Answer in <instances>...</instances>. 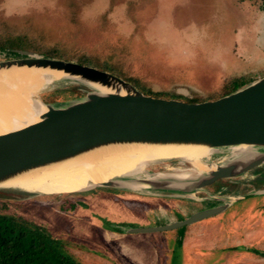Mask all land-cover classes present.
Wrapping results in <instances>:
<instances>
[{
	"label": "rangeland",
	"instance_id": "obj_1",
	"mask_svg": "<svg viewBox=\"0 0 264 264\" xmlns=\"http://www.w3.org/2000/svg\"><path fill=\"white\" fill-rule=\"evenodd\" d=\"M260 3L261 0H0V36H27L41 52L56 48L69 61L87 58L97 66L107 62L120 69L124 78H140L143 87L178 98L203 99L220 93L230 80L242 77L250 81L264 75V53L256 40L257 23L264 26ZM79 84L52 82L34 97L43 104L44 95L55 88ZM79 90L82 95L69 100L84 97L93 88ZM172 168L193 167L177 161L145 166V170L153 172ZM193 173L199 175L196 169ZM262 176L264 165L246 173L235 185L227 181L222 184L230 190L241 188L242 195H246L264 189L263 181L253 183ZM160 193L99 188L56 195L0 189V211L42 224L81 264L139 263L144 253L149 254L145 252L146 242L158 249V264L255 263L251 250L208 254L192 246L209 244L214 236L241 238L243 227L264 218V194L236 201L229 211L188 226L129 233L136 243L125 249L130 262H123L103 239L102 231L110 225H168L208 204L200 201L202 192L195 198L160 197ZM237 196L239 193L230 198ZM200 232L205 234L197 237ZM257 262L264 264L263 254L257 256Z\"/></svg>",
	"mask_w": 264,
	"mask_h": 264
},
{
	"label": "water",
	"instance_id": "obj_2",
	"mask_svg": "<svg viewBox=\"0 0 264 264\" xmlns=\"http://www.w3.org/2000/svg\"><path fill=\"white\" fill-rule=\"evenodd\" d=\"M16 52L21 57L0 60V72L23 69L60 73L52 82H77L93 90L84 97L59 104L42 101L47 110L39 120L0 133V189H17L7 184L35 170L114 147L206 148L214 149V156L232 147L257 152L232 157L226 162L212 159L207 170L187 180L156 178L154 176L163 171L146 169L145 176L117 177L75 192L115 188L195 198L221 180L241 177L264 165V77L215 100L187 102L147 95L131 82L93 66L49 58L28 50ZM173 161L190 163L181 157L156 163ZM257 194H264V190L234 198L214 197L222 204L196 211L172 224L121 226L120 229L124 233H145L188 226L222 213L228 202Z\"/></svg>",
	"mask_w": 264,
	"mask_h": 264
},
{
	"label": "bare ground",
	"instance_id": "obj_3",
	"mask_svg": "<svg viewBox=\"0 0 264 264\" xmlns=\"http://www.w3.org/2000/svg\"><path fill=\"white\" fill-rule=\"evenodd\" d=\"M40 71L12 69L0 72V133L35 122L46 112L47 106L34 95L52 83L55 75L61 74ZM214 151L206 148L114 147L35 170L7 185L41 194L70 193L90 184L117 177L145 176L143 173L147 164L172 157H181L189 161L193 168L187 170L172 168L154 177L187 180L197 176L193 173L194 169L198 170V174L208 169L207 164L214 157ZM223 151L217 154L220 162L257 152L245 147L226 148Z\"/></svg>",
	"mask_w": 264,
	"mask_h": 264
},
{
	"label": "trees",
	"instance_id": "obj_4",
	"mask_svg": "<svg viewBox=\"0 0 264 264\" xmlns=\"http://www.w3.org/2000/svg\"><path fill=\"white\" fill-rule=\"evenodd\" d=\"M264 8V0H262ZM16 50H32L41 53L45 57L62 59L69 61L71 59L64 56L58 49L52 48L41 52L37 46L30 42L27 36L7 35L0 36V60L21 57ZM82 65H89L100 70L108 71L120 78L131 82L135 87L147 95L162 97L166 99H180L187 102H202L206 100H215L227 95L238 88L250 83L240 77L226 82L220 93H214L208 98H178L171 94H162L159 91L141 86V79L137 77H122L123 72L109 63L96 65L87 58L77 60ZM121 73V74H120ZM79 89H87V86L79 84L76 86H59L53 91L44 95L42 98L45 103H62L69 99L80 97L82 93ZM0 264H81L67 254L63 249L60 240L52 237L47 229L39 223L0 211Z\"/></svg>",
	"mask_w": 264,
	"mask_h": 264
},
{
	"label": "flooded vegetation",
	"instance_id": "obj_5",
	"mask_svg": "<svg viewBox=\"0 0 264 264\" xmlns=\"http://www.w3.org/2000/svg\"><path fill=\"white\" fill-rule=\"evenodd\" d=\"M259 11L264 12V8L262 7V0L260 3ZM261 16H262V14L260 15V17ZM262 17H263L262 21H264V15ZM261 26H262V24H259V23H257V25H256V29H257L256 40H257V47L260 50H262V52L264 53V26H263V28ZM261 77H264V75ZM217 158H218V156L215 157V159H217ZM231 159L232 158L226 159L223 162L229 161ZM244 175H246V174H244ZM243 176L232 179V180H229V179L221 180V181L213 184L212 186L207 187V192H202L203 194L201 195L202 196L201 198H203V200H200V201L208 202V204L203 205L201 208H199L193 212H190V214L187 216V218L196 211L206 209V208H210V207H214V206H218V205L222 204V201L214 200V197L230 198L232 195V192L235 191V190H230L227 186H224L222 183L224 181H227L228 184L235 185V183L238 181V179H241ZM259 181L264 182V176L258 178L257 180L256 179L253 180V183H256ZM129 192H131V191H129ZM253 192H255V191H253ZM249 193H251V192H249ZM143 194H148V193H143ZM149 194H155V193H149ZM160 194H162V193H160ZM163 194H165V193H163ZM234 203H235L234 201L228 202V206H227L226 210H224V211H229L232 208ZM121 226H127V225H115V226L110 225L109 229L106 231L111 232V233H124L120 229ZM126 234H129V233H126ZM203 234H204L203 232H200L197 234V237H202ZM242 234H243V236L241 238H239V239L234 238V240L229 239V237H227L225 239H223L221 237H217V238L213 237L209 244H203V243L199 244L198 243V245L192 246V249L196 250V251L203 252V253L207 252L208 254L213 253V252L218 251V250L219 251L220 250L228 251V250L234 249V250H241L242 252H248L249 251V253L251 250L252 251L251 254L256 259L255 263H253V264H258L259 262H257V256L259 254L264 255V218L254 220L253 223L251 225H249L247 228L243 227ZM244 241H245V244H243Z\"/></svg>",
	"mask_w": 264,
	"mask_h": 264
},
{
	"label": "crops",
	"instance_id": "obj_6",
	"mask_svg": "<svg viewBox=\"0 0 264 264\" xmlns=\"http://www.w3.org/2000/svg\"><path fill=\"white\" fill-rule=\"evenodd\" d=\"M134 193H136V192H134ZM163 193H165V194H163ZM236 193H239V196L244 194L240 191V189H238V191L232 192V194H234V195ZM158 196H160V197H171V198H173V197L174 198H184L182 196H178L177 194L168 193V192H162V194H160V195L158 194ZM193 211H195V210H193ZM103 232H104L103 239H104L105 243L108 245L109 249L115 251L114 253L123 262L129 263L130 260L127 259V254L125 252V249L134 245L136 243V241L133 240L132 238H130V236H128L129 234H126V233H111V232H108L106 230L105 231L103 230L102 233ZM216 238H217V236H216ZM115 244L120 245L121 247L119 249H116L114 247ZM196 245H198V244L195 243L193 246H196ZM144 247L147 250L145 252H149V254L144 253L142 255L141 261H139V263L136 262V264H158V261H159V256L157 254L158 249L155 247V245L152 244L151 242H146Z\"/></svg>",
	"mask_w": 264,
	"mask_h": 264
}]
</instances>
